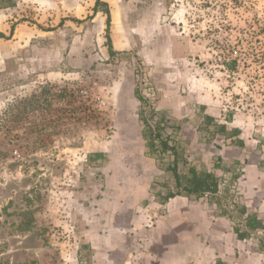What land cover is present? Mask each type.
<instances>
[{
	"label": "rangeland",
	"instance_id": "rangeland-1",
	"mask_svg": "<svg viewBox=\"0 0 264 264\" xmlns=\"http://www.w3.org/2000/svg\"><path fill=\"white\" fill-rule=\"evenodd\" d=\"M96 1L0 0V264H110V248L130 264L141 247L115 239L117 219L137 201L150 226L163 209L135 90L181 124L195 166L226 179L245 155L264 162V0H99L108 31ZM201 114L242 146L199 143ZM223 147L244 156H211Z\"/></svg>",
	"mask_w": 264,
	"mask_h": 264
},
{
	"label": "crops",
	"instance_id": "crops-1",
	"mask_svg": "<svg viewBox=\"0 0 264 264\" xmlns=\"http://www.w3.org/2000/svg\"><path fill=\"white\" fill-rule=\"evenodd\" d=\"M201 108L203 107L201 106ZM204 116V114H201L202 121L204 120ZM216 123L218 122L216 121ZM221 124L227 125L229 123L226 119ZM180 127L182 130L181 124ZM195 129L197 131L196 133L199 134L197 136H201L202 138L198 141L201 144H211L220 138V140L227 142L226 145H230V139H226L221 134L211 136L212 139L210 142H204L203 137L208 136L205 127H203V122L197 124ZM210 129L212 128L210 127ZM233 138L239 139L235 135ZM181 139L183 140L182 137ZM191 141L195 142V140ZM184 143L186 144L187 142L184 141ZM226 147H223L220 151L210 149L211 156L217 155L221 159L233 157L235 158H231L233 162L240 160L238 157L241 158L240 156H244H230V153H234L235 151L234 149ZM257 155L251 154L250 157L247 155L244 156L245 160L243 159V162L245 161V163L243 168H241V172L238 173L237 178V193L239 194L240 205L244 208L245 214L255 217L259 221V224L264 227V162ZM218 167V165H215V168ZM203 169L212 172L217 177L223 176L215 169L210 170L204 167ZM149 187V183L146 186H142V190H144L142 197L146 201L153 200V198L152 200L149 199ZM160 187L157 183L153 182L151 185V194L153 195V191L155 190H161ZM139 190H141V187H139ZM205 196L198 199L186 196H175L165 202L155 198L154 202L163 208L162 215L158 216L150 226H146L147 216L145 213L147 211H144L145 206L140 205V202H133L130 206L135 213L132 216L119 217L117 219L118 225L114 229L115 239H119L120 235L124 237L126 233L129 238V234L134 233L135 240L138 242L139 247H141V249L134 250L131 254V259H129V263L263 264L264 247L259 243L258 237L264 235V229H258L256 232L247 231L246 228L240 225L238 218L236 220L239 229L238 233L242 236L239 238V235L234 230V220L224 215V210L220 204L215 202L214 196H211L212 199L209 196H207L208 198ZM234 215L235 213L232 216L235 217ZM113 245L120 244L113 243ZM113 249H109L111 258H108L110 264L117 262L114 258L115 256L112 255L114 253ZM101 262L104 263V261Z\"/></svg>",
	"mask_w": 264,
	"mask_h": 264
},
{
	"label": "trees",
	"instance_id": "trees-1",
	"mask_svg": "<svg viewBox=\"0 0 264 264\" xmlns=\"http://www.w3.org/2000/svg\"><path fill=\"white\" fill-rule=\"evenodd\" d=\"M99 4L104 8L106 30L108 31L110 12L107 3L99 0L95 2L93 11H97ZM0 37H4V35L0 33ZM106 38L108 52L112 57L116 52L112 49L110 37L106 35ZM234 63L235 61L233 60L230 64L233 66ZM135 94L142 103L138 119L141 123V136L144 141L143 154L146 157L154 158L163 172L160 178L156 179V183L161 186V190L153 191L155 198L165 202L175 196L193 197L195 199L205 195L212 199L211 196H214L215 202L220 204L224 210V215L234 220V230L239 235V238L242 236L238 233L239 229L236 223L238 218L240 225L246 228L247 231L256 232L258 229H264L263 225L259 224L255 217L245 214L244 208L237 202L238 196H234V190L230 195H223L228 191L231 181L234 182L238 178V173L235 174V169L232 170L233 174L231 177L225 179L223 176L217 177L212 172L192 164L187 158L185 143L180 137V124L175 119L167 118L166 112L157 110L155 106L145 101L137 93V90H135ZM202 122L208 136L203 137L204 142H210L211 136L221 134L226 139H230L229 144L242 146L240 139L233 138L237 131L236 129L228 128L225 124L213 122L212 117L209 115H205ZM100 156V153L91 154L89 155V161H94ZM236 164L237 162H233L231 165L234 166ZM232 213L237 215L233 217ZM258 239L259 243L264 247V235L259 236Z\"/></svg>",
	"mask_w": 264,
	"mask_h": 264
}]
</instances>
